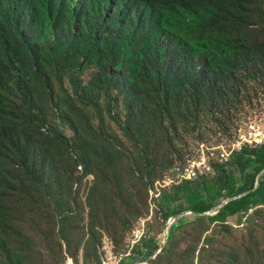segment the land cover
<instances>
[{"label": "rangeland", "instance_id": "rangeland-1", "mask_svg": "<svg viewBox=\"0 0 264 264\" xmlns=\"http://www.w3.org/2000/svg\"><path fill=\"white\" fill-rule=\"evenodd\" d=\"M217 2L222 6L200 14L178 9L150 50L184 42L196 53L201 35L180 36L183 22L191 18L198 29L209 16L229 14L231 28L207 31L210 44L203 42L217 61L234 66L242 90L200 114L179 82L161 88L155 56L139 64L133 54L120 55L127 44L111 37L110 27L102 46L77 26L60 34L36 30L28 36L32 51L0 49L7 55L0 109L32 169L25 175L16 152L0 169V264L12 261L13 251L22 264H120L153 239L161 247L135 264H264V206L227 225L185 213L187 224L163 245L179 218L166 223L155 195L178 185L176 168L233 145L240 127L264 125V0ZM225 50L254 54L238 62Z\"/></svg>", "mask_w": 264, "mask_h": 264}, {"label": "trees", "instance_id": "trees-1", "mask_svg": "<svg viewBox=\"0 0 264 264\" xmlns=\"http://www.w3.org/2000/svg\"><path fill=\"white\" fill-rule=\"evenodd\" d=\"M74 1L0 0V49L7 55L16 47L32 51L35 44L32 40H28V36L34 34L36 30H49L60 34L70 32L77 26L86 27L89 39L95 45L102 46L105 41L102 31L105 27H110L111 37L118 38L124 42V45L127 44L120 55L127 57L133 54L132 60L139 64L144 60L146 63L148 57L155 56L156 62L154 61L155 65L152 69L159 75L157 82L161 88L179 82L184 95L191 94L199 114L209 103H212L209 105L211 109L215 106L222 107L228 99H236L239 96L243 83L234 81L236 77L232 70L234 66L217 61L211 52L207 51L210 50V45L203 42V39H206L210 44L209 38L206 37L207 31H226L231 28L233 22L229 14L209 16L205 25H198V29L191 18L189 22H183L180 36L188 38L194 33L201 35L196 53L191 52V45L185 46L186 44L181 42L177 46L171 44L173 47L171 45L159 47V51L150 54L153 46L152 38L158 31L167 28L165 23L174 18L178 9L192 8L193 12L198 11L200 14L203 11L211 12L215 4L222 6V2H217L218 0H78L74 5ZM133 14L135 17L131 19ZM225 52L234 55V58L238 56V62L240 58L254 54L249 50H225ZM7 55L0 53V74L4 71ZM120 55H117L118 59ZM202 60H206L205 63H202ZM162 61L165 63L160 67ZM200 63L202 65L198 67ZM166 66L168 70L165 69ZM176 68L177 73H175ZM233 81L234 85L231 86L230 83ZM21 148L19 137L10 132L6 117L0 109V169L7 159L6 154L16 152L19 154V168L25 175L30 176L32 169L28 166L27 152L22 153L20 150L25 149ZM213 170L211 176L204 175L194 181H183L170 190L165 189L160 192L156 201L165 222L179 218L170 227L167 242L171 241L176 228L187 224L188 219L183 217L185 213H191L196 219L206 217L211 225H227L232 217L243 218L244 214L264 206V145L236 151L228 163H214ZM221 205L223 206L219 208ZM206 212L209 214L201 215ZM144 244L146 246L142 248L135 246L132 251L134 254L131 253L122 259L120 264H135L136 260L143 257L149 259L161 247L162 241L153 239L149 242L144 241ZM164 250L165 248H162V251ZM15 254L17 252L13 251L12 261L9 264H17V261L18 264H22L20 263L23 262L22 259L17 258L16 261L13 257ZM138 255L140 257L137 258ZM2 261L8 264L7 260L2 259Z\"/></svg>", "mask_w": 264, "mask_h": 264}, {"label": "built area", "instance_id": "built-area-1", "mask_svg": "<svg viewBox=\"0 0 264 264\" xmlns=\"http://www.w3.org/2000/svg\"><path fill=\"white\" fill-rule=\"evenodd\" d=\"M262 122L263 121L260 123L253 122L245 128L240 127L237 131L238 139L233 145L222 148L219 152H211L207 158L199 162L189 163L185 166H179L176 168V179L178 180L177 183L179 184L183 181H194L204 175L211 176L214 173V163L226 164L231 160L232 154L236 151H241L246 147L258 148L263 146L264 125H262ZM155 196L157 197L159 194H156ZM67 264L84 263H76L73 259H69Z\"/></svg>", "mask_w": 264, "mask_h": 264}, {"label": "water", "instance_id": "water-1", "mask_svg": "<svg viewBox=\"0 0 264 264\" xmlns=\"http://www.w3.org/2000/svg\"><path fill=\"white\" fill-rule=\"evenodd\" d=\"M223 205H221L219 208H221ZM216 213V212H215ZM209 214V212H206V213H202L201 215L204 216V215H207ZM169 231H170V228L168 229V231L166 232L165 234V238H164V241H163V245L166 244L167 240H168V236H169Z\"/></svg>", "mask_w": 264, "mask_h": 264}]
</instances>
